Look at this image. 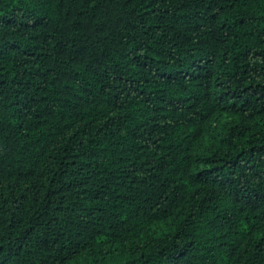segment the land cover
<instances>
[{"label": "trees", "instance_id": "16d2710c", "mask_svg": "<svg viewBox=\"0 0 264 264\" xmlns=\"http://www.w3.org/2000/svg\"><path fill=\"white\" fill-rule=\"evenodd\" d=\"M0 264H264V0H0Z\"/></svg>", "mask_w": 264, "mask_h": 264}]
</instances>
